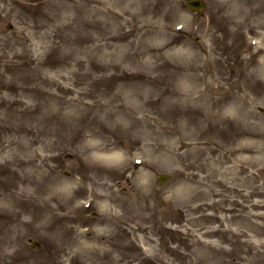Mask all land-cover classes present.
<instances>
[{
    "label": "rangeland",
    "instance_id": "rangeland-1",
    "mask_svg": "<svg viewBox=\"0 0 264 264\" xmlns=\"http://www.w3.org/2000/svg\"><path fill=\"white\" fill-rule=\"evenodd\" d=\"M184 1L0 0V264H264V0Z\"/></svg>",
    "mask_w": 264,
    "mask_h": 264
},
{
    "label": "water",
    "instance_id": "water-1",
    "mask_svg": "<svg viewBox=\"0 0 264 264\" xmlns=\"http://www.w3.org/2000/svg\"><path fill=\"white\" fill-rule=\"evenodd\" d=\"M194 4V2H189L188 3V5L190 6V7H192V5ZM198 9L199 8H202V4L201 3H198V7H197Z\"/></svg>",
    "mask_w": 264,
    "mask_h": 264
},
{
    "label": "bare ground",
    "instance_id": "bare-ground-1",
    "mask_svg": "<svg viewBox=\"0 0 264 264\" xmlns=\"http://www.w3.org/2000/svg\"><path fill=\"white\" fill-rule=\"evenodd\" d=\"M199 208V207H198ZM197 209V208H196ZM193 220V219H192Z\"/></svg>",
    "mask_w": 264,
    "mask_h": 264
}]
</instances>
